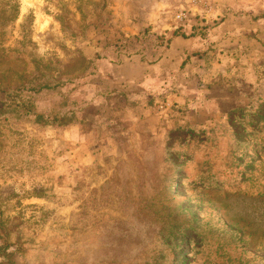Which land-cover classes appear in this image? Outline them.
Instances as JSON below:
<instances>
[{
  "label": "rangeland",
  "instance_id": "obj_1",
  "mask_svg": "<svg viewBox=\"0 0 264 264\" xmlns=\"http://www.w3.org/2000/svg\"><path fill=\"white\" fill-rule=\"evenodd\" d=\"M0 264H264V0H0Z\"/></svg>",
  "mask_w": 264,
  "mask_h": 264
}]
</instances>
